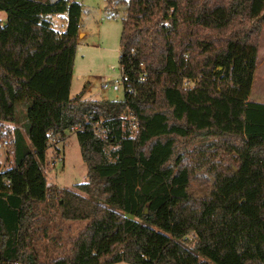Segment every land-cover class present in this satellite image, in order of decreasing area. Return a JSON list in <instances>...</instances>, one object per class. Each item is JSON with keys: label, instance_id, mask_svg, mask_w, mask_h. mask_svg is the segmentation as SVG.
<instances>
[{"label": "trees", "instance_id": "trees-1", "mask_svg": "<svg viewBox=\"0 0 264 264\" xmlns=\"http://www.w3.org/2000/svg\"><path fill=\"white\" fill-rule=\"evenodd\" d=\"M106 1L126 5L123 97L87 100L69 96L82 3L0 0V264H264V0ZM71 130L87 179L49 185ZM60 221L85 224L56 255Z\"/></svg>", "mask_w": 264, "mask_h": 264}, {"label": "rangeland", "instance_id": "rangeland-1", "mask_svg": "<svg viewBox=\"0 0 264 264\" xmlns=\"http://www.w3.org/2000/svg\"><path fill=\"white\" fill-rule=\"evenodd\" d=\"M78 1L82 3L81 29L74 55L69 96L82 93V97L87 100L121 99L122 85L119 90H113L111 85L122 80L119 52L126 5H108L106 0ZM61 19L64 20L63 17L56 20L61 23ZM0 21L2 24L7 23L3 11H0ZM253 78L249 101L264 103V30L259 37L257 67ZM104 82L109 87L103 88ZM5 147L0 146V170L11 164L12 158L8 156ZM43 171L49 185L73 187L74 184L86 181L87 166L82 160L74 130L68 131L64 139L52 141ZM84 224L83 221H60L56 225L51 223L49 238L43 242L46 249L51 247L54 240V254L61 253L65 240L75 236ZM117 264L129 263L121 261Z\"/></svg>", "mask_w": 264, "mask_h": 264}, {"label": "built area", "instance_id": "built-area-1", "mask_svg": "<svg viewBox=\"0 0 264 264\" xmlns=\"http://www.w3.org/2000/svg\"><path fill=\"white\" fill-rule=\"evenodd\" d=\"M50 1H51V2H54V1H56V0H50ZM63 27H64V25L61 24V29H62ZM121 77L123 78V72H122V70H121ZM120 85H122V80H121V82H115V83H113V84L111 85V87H112L113 90H119V89H120ZM107 87H109L108 83H107V82H104V84H103V88H107ZM126 118H128V117L126 116ZM52 141H54V138H50V139H49L48 149H49L50 145L52 144ZM2 145H6V142H5V141L2 142ZM12 264H19V263L15 262V263H12Z\"/></svg>", "mask_w": 264, "mask_h": 264}, {"label": "water", "instance_id": "water-1", "mask_svg": "<svg viewBox=\"0 0 264 264\" xmlns=\"http://www.w3.org/2000/svg\"><path fill=\"white\" fill-rule=\"evenodd\" d=\"M147 212V208H145V211H144V213H146Z\"/></svg>", "mask_w": 264, "mask_h": 264}, {"label": "crops", "instance_id": "crops-1", "mask_svg": "<svg viewBox=\"0 0 264 264\" xmlns=\"http://www.w3.org/2000/svg\"><path fill=\"white\" fill-rule=\"evenodd\" d=\"M5 14V13H4ZM5 17H6V14H5ZM63 17V16H62ZM64 18V17H63ZM62 20V19H61ZM254 77V76H253ZM253 80H254V78H253Z\"/></svg>", "mask_w": 264, "mask_h": 264}]
</instances>
